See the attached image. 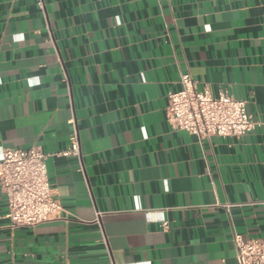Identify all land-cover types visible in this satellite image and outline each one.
<instances>
[{
  "label": "crops",
  "instance_id": "1",
  "mask_svg": "<svg viewBox=\"0 0 264 264\" xmlns=\"http://www.w3.org/2000/svg\"><path fill=\"white\" fill-rule=\"evenodd\" d=\"M180 73L258 124L173 129ZM31 145L64 211L11 228L0 192V264H237L264 237V0H0V158Z\"/></svg>",
  "mask_w": 264,
  "mask_h": 264
},
{
  "label": "built area",
  "instance_id": "2",
  "mask_svg": "<svg viewBox=\"0 0 264 264\" xmlns=\"http://www.w3.org/2000/svg\"><path fill=\"white\" fill-rule=\"evenodd\" d=\"M179 82L181 87L167 94L165 106L166 119L173 129L205 138L212 135L239 136L258 124L247 111V99L234 98L226 89L213 96L207 88L199 89L188 73H180ZM69 122L72 124L69 145L57 154L73 155L80 161L74 118ZM47 155L36 145L2 149L0 192L5 198L6 217L11 228L33 226L60 218L63 214V206L54 196L48 180ZM223 205L228 207L231 204ZM232 244L237 264H264V237L243 239L239 233H234Z\"/></svg>",
  "mask_w": 264,
  "mask_h": 264
}]
</instances>
